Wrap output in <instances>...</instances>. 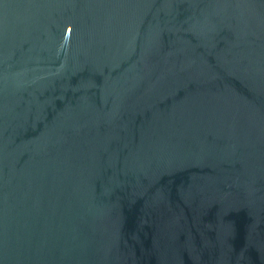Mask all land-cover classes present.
I'll return each instance as SVG.
<instances>
[{
	"label": "water",
	"instance_id": "obj_1",
	"mask_svg": "<svg viewBox=\"0 0 264 264\" xmlns=\"http://www.w3.org/2000/svg\"><path fill=\"white\" fill-rule=\"evenodd\" d=\"M0 264H264V0H0Z\"/></svg>",
	"mask_w": 264,
	"mask_h": 264
}]
</instances>
